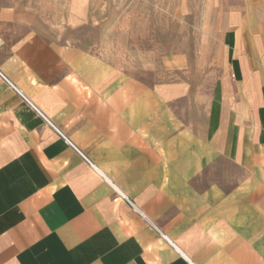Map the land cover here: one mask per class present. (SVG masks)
<instances>
[{"label": "crops", "instance_id": "crops-1", "mask_svg": "<svg viewBox=\"0 0 264 264\" xmlns=\"http://www.w3.org/2000/svg\"><path fill=\"white\" fill-rule=\"evenodd\" d=\"M220 53L147 86L0 8V264H264V7Z\"/></svg>", "mask_w": 264, "mask_h": 264}, {"label": "rangeland", "instance_id": "rangeland-1", "mask_svg": "<svg viewBox=\"0 0 264 264\" xmlns=\"http://www.w3.org/2000/svg\"><path fill=\"white\" fill-rule=\"evenodd\" d=\"M263 7L264 0H0L26 30L103 58L138 83L206 89L220 71L221 31Z\"/></svg>", "mask_w": 264, "mask_h": 264}]
</instances>
